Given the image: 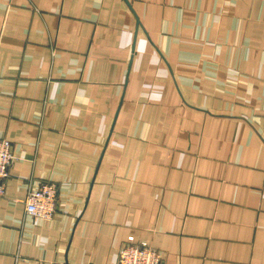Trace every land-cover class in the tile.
I'll return each mask as SVG.
<instances>
[{"label":"crops","instance_id":"0c3cea01","mask_svg":"<svg viewBox=\"0 0 264 264\" xmlns=\"http://www.w3.org/2000/svg\"><path fill=\"white\" fill-rule=\"evenodd\" d=\"M0 138V264H264V0H0Z\"/></svg>","mask_w":264,"mask_h":264},{"label":"built area","instance_id":"2783aa9c","mask_svg":"<svg viewBox=\"0 0 264 264\" xmlns=\"http://www.w3.org/2000/svg\"><path fill=\"white\" fill-rule=\"evenodd\" d=\"M14 156L11 143L0 138V197L4 196L6 181ZM25 213L41 220L52 219L57 206V188L52 183H42L36 189L29 188L24 198ZM161 255L146 242H134L130 237L120 249L118 258L113 264H160ZM39 264H57L41 262Z\"/></svg>","mask_w":264,"mask_h":264}]
</instances>
